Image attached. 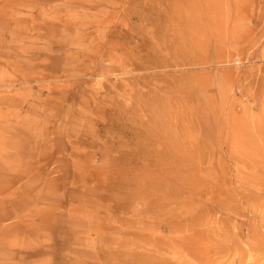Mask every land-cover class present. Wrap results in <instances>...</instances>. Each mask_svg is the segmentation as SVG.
<instances>
[{"label":"rangeland","instance_id":"obj_1","mask_svg":"<svg viewBox=\"0 0 264 264\" xmlns=\"http://www.w3.org/2000/svg\"><path fill=\"white\" fill-rule=\"evenodd\" d=\"M263 132L264 0H0V264L264 263Z\"/></svg>","mask_w":264,"mask_h":264},{"label":"bare ground","instance_id":"obj_2","mask_svg":"<svg viewBox=\"0 0 264 264\" xmlns=\"http://www.w3.org/2000/svg\"><path fill=\"white\" fill-rule=\"evenodd\" d=\"M253 122H254V121H253ZM262 124H263V121H262ZM262 124H261V126H262ZM251 125H252V124H251ZM253 126H254V125H253ZM252 129H253V127H252ZM253 131H254V129H253ZM263 133H264V132H263ZM263 135H264V134H263ZM263 137H264V136H263ZM261 142H263V141H261ZM262 144H263V143H262ZM252 147H253V145H252ZM263 149H264V147H263ZM251 151H252V150H251ZM263 152H264V151H263ZM263 152H262V153H263ZM249 153H250V152H249ZM255 153H256V152H255ZM258 153H259V155H260L261 152H258ZM250 154H251V153H250ZM243 155H244V154H243ZM263 155H264V154H263ZM253 156H254V154H253ZM260 157H263V156L261 155ZM243 158H244V157H243ZM256 159H257V158H256ZM261 159H262V158H261ZM261 159H258V160H261ZM263 159H264V158H263ZM234 160H235V159H234ZM250 160H251V159H250ZM248 161H249V160H248ZM252 161H253V160H252ZM256 161H257V160H256ZM261 161H262V160H261ZM254 162H255V161H254ZM258 163H259V161H258ZM233 164H234V163H233ZM256 164H257V163H256ZM259 164H261V163H259ZM263 164H264V163H263V161H262V165H263ZM237 165H239V164H237ZM242 165H243V164H242ZM245 165H246V164H245ZM250 165H252V164H250ZM253 165H254V164H253ZM234 166H235V165H234ZM259 166H260V165H259ZM242 167H243V166H241V168H242ZM247 167H248V166H247ZM250 167H251V166H250ZM252 167H253V166H252ZM263 167H264V166H263ZM239 168H240V166H239ZM241 168H240V169H241ZM234 169H235V168H234ZM237 169H238V168H237ZM242 169H243V168H242ZM242 169H241V170H242ZM245 169H246V168H245ZM256 169H259V167L256 168ZM260 169H261V167H260ZM263 169H264V168H263ZM248 170H249V168H248ZM249 171H250V170H249ZM251 171H252V170H251ZM251 171H250V172H251ZM253 171H254V170H253ZM259 171H260V170H259ZM235 172H236V171H235ZM238 172H240V170H239ZM244 172H245V174H246V170H245ZM260 172H261V171H260ZM260 172H259V173H260ZM247 173H249V172H247ZM259 173L257 174V177H258ZM262 173H264L263 170H262ZM235 174H237V173H235ZM238 174H240V173H238ZM238 174H237V175H238ZM243 174H244V173H243ZM250 174H251V173H250ZM252 174H253V173H252ZM260 174H261V173H260ZM246 175H248V174H246ZM240 176H241V175H240ZM242 176H243V175H242ZM263 176H264V174H263ZM235 177H236V176H235ZM244 177H245V176H244ZM244 177H243V178H244ZM246 177H247V176H246ZM255 177H256V175H255ZM255 177H254V178H255ZM237 178H238V177H237ZM251 178H253V177H251ZM245 179H246V178H245ZM256 179H257V178H256ZM239 180L241 181V178H240V177H239L238 181H239ZM232 181H233V180H232ZM242 181H243V180H242ZM247 181H248V180H247ZM247 181H246V182H247ZM248 182H249V181H248ZM262 182H263V181H262ZM262 182H261V183H262ZM242 183H243V182H242ZM244 183H245V182H244ZM244 183H243V184H244ZM252 183H253V182H252ZM234 184H235V183H234ZM234 184H233V185H234ZM246 184H248V183H246ZM249 184H250V183H249ZM261 185H262V184H261ZM234 186H235V185H234ZM237 186H238V185H237ZM239 186H242V185H239ZM245 186H246V185H245ZM247 186H248V185H247ZM250 186H251V185H250ZM263 186H264V184H263ZM233 188H234V187H233ZM249 188H251V187H249ZM252 188H255V189H256V187H252ZM263 188H264V187H263ZM244 189H246V188H244ZM255 189H254V190H255ZM260 189H261V188H260ZM234 190H235V188H234ZM234 190H233V192H234ZM236 190H237V189H236ZM239 191H241V190H239ZM244 191H246V190H244ZM250 191H253V190H250ZM248 192H249V191H248ZM240 193L243 194L244 192H240ZM255 193H256V192H255ZM244 194H246V193H244ZM244 194H243V195H244ZM236 195H238V194H236ZM244 196H245V195H244ZM251 196H252V194H250L249 197L252 198ZM253 196H254V194H253ZM234 197H235V196H234ZM238 197H240V196H238ZM245 197H248V196H245ZM241 198H244V197H241ZM241 198H239V199H241ZM241 200H242V199H241ZM261 200H262V198H261ZM244 202H246V200H245ZM249 202H250V201H249ZM246 203L248 204V202H246ZM251 203H253V202H251ZM261 203H263V201H262ZM244 204H245V203H244ZM257 204H258V203H257ZM252 205H253V204H252ZM255 205H256V204H255ZM255 205H254V206H255ZM257 206H259V204L256 205V207H257ZM262 207H263V206H262ZM253 208H254V207H253ZM258 208H259V207H258ZM236 209H237V208H236ZM247 209H248V208H247ZM247 209H246V210H247ZM259 209H260V208H259ZM261 209H262V208H261ZM229 210H230V209H229ZM232 211H233V209H232ZM232 211H231V212H232ZM235 211H236V210H235ZM249 211H250V210H249ZM255 211H257L256 208H255ZM236 212H237V211H236ZM260 212H261V211H260ZM263 212H264V210H263ZM233 213H234V211H233ZM236 214H237V213H236ZM254 214H255V213H254ZM259 214H261V213H259ZM263 215H264V214H263ZM255 216H256V215H255ZM259 216H260V215H259ZM262 218H263V217H262ZM257 219H258V217H257ZM260 219H261V218H260ZM255 220H256V219H255ZM262 220H263V219H262ZM258 224H259V223H258ZM259 226H260V225H259ZM250 227H251V226H250ZM260 227H261V226H260ZM262 228H263V227H262ZM258 229H261V228L258 227ZM258 229L256 230V233H257ZM245 230H246V229H245ZM261 230H262V229H261ZM247 231L250 232L249 230H247ZM262 231H263V230H262ZM248 232H247V233H248ZM260 232H261V231H260ZM237 233H238V232H237ZM252 233L254 234V232H252ZM252 233L250 232V234H252ZM241 234H242V232H241ZM237 235H238V234H237ZM256 235L258 236V234H256ZM259 235H262V234H259ZM250 236H251V235H250ZM250 236H249V237H250ZM254 236H255V235H254ZM257 236L255 237L256 239H257ZM246 237H247V236H246ZM259 237H260V236H259ZM244 238H245V237H244ZM255 238H254V239H255ZM263 238H264V237H263ZM254 239H253V241L255 242V244H256V242H258V241H259V243H260V240H261V239H260V240L258 239V241H255ZM250 240H252V239L250 238ZM245 241H246V240H245ZM248 241H249V240H248ZM261 241H262V240H261ZM263 241H264V240H263ZM246 242H247V241H246ZM261 243H262V242H261ZM236 244H237V243H236ZM257 244H258V243H257ZM263 244H264V243H263ZM248 245H249V244H248ZM248 245H247V246H248ZM250 245H251V242H250ZM258 245H259V244H258ZM261 245H262V244H261ZM251 246H252V245H251ZM254 246L257 247L256 245H254ZM263 246H264V245H263ZM248 248H249V247H248ZM248 248H247L248 251L251 250V249H248ZM252 248H253V247H252ZM258 248H259V247H258ZM263 249H264V247H263ZM256 250H257V249L255 248V250H253V252H254V251L256 252ZM258 250H259V249H258ZM263 252H264V251H263ZM234 253H235V252H234ZM253 255H254V254H253ZM255 255H256V254H255ZM263 255H264V254H263ZM259 256H260V255H259ZM252 257H253V256H252ZM252 257H251V258H252ZM255 257H256V256H255ZM261 258H262V257H261ZM261 258H260V259H261ZM255 259H257V258H255ZM253 260H254V259H253ZM251 263H252V262H251ZM261 263L264 264L263 262H261Z\"/></svg>","mask_w":264,"mask_h":264}]
</instances>
